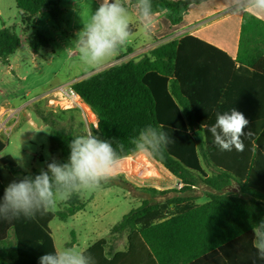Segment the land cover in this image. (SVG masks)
<instances>
[{
  "label": "trees",
  "instance_id": "trees-1",
  "mask_svg": "<svg viewBox=\"0 0 264 264\" xmlns=\"http://www.w3.org/2000/svg\"><path fill=\"white\" fill-rule=\"evenodd\" d=\"M15 1L21 22L31 30L30 47L37 52L49 44V39L38 29L36 16L47 10L52 20L60 23L64 14L61 0ZM214 4L211 0H152L154 13L164 12L165 19L155 22L151 31L156 39L162 38L218 10ZM255 15L264 19V13L251 7L242 18L240 48H252L246 61L232 57L242 17L237 13L196 34L164 42L137 60L72 84L97 116L94 134L112 140L114 147L123 143V158L136 153L131 140L141 128L163 125V131L175 142L167 146L162 156L152 158L183 183L180 190L151 188L152 195L168 192L176 195L164 201L144 200L123 215L111 228L110 237L101 238L86 249L95 264H253L247 262L246 256L252 251L253 259L256 257L253 226L264 220V203L259 197L247 200L225 192L233 176L244 180L248 174L244 173L245 169L239 173L241 169L224 166L229 154L213 143L205 126L215 123L217 113L237 106L245 110L243 104L247 100L240 94L236 101L239 97L235 86V81L245 79V64L253 68L254 79L264 83V52L257 39L245 37V33L255 32L264 24ZM20 45L21 38L14 30L0 28L3 64L8 63ZM38 113L45 124L51 126V149L60 150L67 160L68 144L78 135L57 127L56 120L49 114ZM252 140L264 155V127L253 134ZM5 146L0 138V153ZM200 156L212 162L218 173L208 175ZM38 173L36 170L21 172L13 156H0V198L11 181ZM247 181L242 185V192L249 191L251 182ZM202 184L213 192L206 203L196 204L189 192ZM84 207L75 193L67 200L66 208L57 213H38L32 219L0 217V264H39L42 255L56 248L49 227L52 219L57 216L67 220ZM122 235L127 236V248L114 251ZM246 240L250 248L245 246ZM255 264H264V261L256 260Z\"/></svg>",
  "mask_w": 264,
  "mask_h": 264
},
{
  "label": "rangeland",
  "instance_id": "rangeland-1",
  "mask_svg": "<svg viewBox=\"0 0 264 264\" xmlns=\"http://www.w3.org/2000/svg\"><path fill=\"white\" fill-rule=\"evenodd\" d=\"M99 5L97 0H61L60 7L64 14L60 23L52 20L47 10H42L36 16L38 29L47 36L49 44L37 52L30 47L31 30H27L21 22L16 1L7 0V5L2 9L0 28L4 23L21 38L20 47L10 57L11 67L0 63V106H11L16 110V116L10 121H4V124L8 122L5 128L0 129V137L6 143L2 155L13 156L24 172H40L42 168L46 169V162H51L53 158L60 162L66 161L60 150L51 149V126L45 124L38 111L49 114L56 120L57 127L71 130L75 135L94 134L97 128V116L92 110L90 112L86 108L88 113H84L78 109L64 108L61 88L129 60H137L150 51L149 48L182 34L176 32L161 40L144 39L147 33L136 22L135 10L129 7L131 31H136L132 33L128 44L103 65L89 66L80 58L76 39ZM189 31V28H184V33ZM146 42H153L152 46L140 48ZM144 50L147 51L143 53ZM4 71L7 73L4 74ZM124 158L123 163L131 162L132 165L129 169H119L113 181L102 184L99 188L77 193L85 204L84 209L67 220L56 216L51 221L50 227L58 248L76 246L85 249L91 242L108 236L111 228L123 215L140 206L144 200L164 201L174 195L175 192L152 195L150 189L156 187L155 179H162L159 184L161 189H179V180L164 178V175L153 168L151 157L135 153ZM140 159L144 161L140 162ZM121 167L125 166L122 164ZM203 189L200 186L194 193L202 195ZM205 199L207 197L204 196L200 201ZM66 202H58L53 211L57 213L65 209Z\"/></svg>",
  "mask_w": 264,
  "mask_h": 264
},
{
  "label": "clouds",
  "instance_id": "clouds-1",
  "mask_svg": "<svg viewBox=\"0 0 264 264\" xmlns=\"http://www.w3.org/2000/svg\"><path fill=\"white\" fill-rule=\"evenodd\" d=\"M247 7L264 13V0H249ZM131 8L135 10L136 22L145 33L150 32L157 16L152 0H134ZM131 25V12L125 0H101L78 33L76 47L81 60L92 67L109 61L128 44L132 36ZM248 124L244 114L232 108L217 113L215 123L205 127L221 151H243L242 138L252 135V131H245ZM174 142L163 131V125H146L132 138L131 146L138 154L154 157L162 156L167 146ZM68 147L70 151L65 162L53 158L38 174L24 175L4 188L0 198V217L32 219L38 213L52 211L58 202L67 201L75 193L99 188L114 178L123 164L121 153L125 151V145L120 143L114 147L112 140L96 134L78 135ZM253 234L255 264L256 260L264 261V220L253 226ZM39 264H95V260L84 249L65 246L42 255Z\"/></svg>",
  "mask_w": 264,
  "mask_h": 264
},
{
  "label": "crops",
  "instance_id": "crops-1",
  "mask_svg": "<svg viewBox=\"0 0 264 264\" xmlns=\"http://www.w3.org/2000/svg\"><path fill=\"white\" fill-rule=\"evenodd\" d=\"M211 1L215 2L214 6H216V8L218 10H216L214 12H209L206 15H203L202 18H198L196 21L192 22L191 24L186 25V26H182L180 29H178L175 32H172L170 34H167V35L163 36L162 38L156 39L153 35V32L150 31L146 34V37H144V39L161 40V39L165 38L166 36L173 35L176 32H182V34L176 38H181L185 35L196 34V33H198V31H200V30H202V29H204L210 25H213L219 21H222L231 15L241 13L242 17H241V22H240V29H239V33H238V36L236 39L235 47L233 48L232 57H233V59H237L238 57H240L243 61H246L247 58L249 57L250 52L252 51V48L245 47V48L241 49L240 48V39L242 36L241 24H242L243 14L245 12H247L248 9L250 8V7L246 8V5L249 3V0H231L230 2H226L225 0H211ZM125 3L131 8V5L134 3V0H125ZM6 5H7V0H0V15L2 14L3 7H5ZM245 8H246V10H245ZM256 18L259 19L260 21H262V23H264V19L260 18L259 16H256ZM164 19H165V13L164 12H158L155 22L164 21ZM2 27H6L4 23H3ZM184 28H189L190 31L184 33ZM258 28L260 29V31L258 30ZM258 28L255 30V32L249 31V32L245 33V37L257 39L258 40V46L260 48H262V50L264 52V24L260 25V27H258ZM135 31H136V29H134L132 31V33H134ZM243 37H244V35H243ZM137 42L139 43V40ZM141 42H143V41H141ZM152 43L153 42H146L145 44L140 45V48L146 49L147 47L152 46ZM149 49H152V48H149ZM149 49H147V50H149ZM147 50H144L143 53L146 52ZM0 63H1V65L11 67L10 58L8 59L7 64H3L1 61H0ZM245 66L247 67L246 73L244 75L245 79L243 80V82L242 81L241 82L235 81V86L237 87L236 96L239 97L240 94L241 95L243 94L244 99L247 100L245 102V104H243V105H246V106H245V110L238 108L239 106H237L235 109L242 112L244 114V116L248 119L249 124H248V127L245 129V131H249V130L252 131V135L250 137H244L243 138L244 145H245L243 151H237L235 149H233L232 151H227L229 154V158H228L229 160H228V163H226L224 166L235 167V168L241 169L239 171V173H243L242 169H245L244 173H246L248 175L246 176V178L244 180H241L237 176H233V178L230 179V183L226 187L225 192H227L228 194H231V195L242 196L247 200H252L254 198L259 197V198H261V201L264 203V155H262L257 150V146L255 145L254 141L252 140L253 134L260 127H264V124H263L264 123V83H262L258 79H254V77L252 75L253 74V68L252 67H250L246 64H245ZM236 67H239L238 63H236ZM5 73H7V72L4 71V74ZM76 81H78V80H76ZM238 99H240V97L236 98V101H238ZM247 102H248V104H247ZM236 104L239 105V102H236ZM15 111L16 110L11 106L10 107L0 106V129L5 128L6 123L8 121H10V119H12L16 116V115H14ZM6 120H8V121L4 124V121H6ZM2 124H4L3 127H1ZM5 148H6V146H5ZM5 148H4V150H5ZM4 150L0 153V156H4V155H2ZM152 160L156 164L155 165L153 162H150L152 164L153 168H155L158 173L164 175V178L171 177V178H174L175 180H179L169 170H167L162 164H160L159 162H157L153 158H152ZM15 161H16V159H15ZM200 161H201L202 167L206 170L208 175L218 173L216 170L217 167L212 162L206 161L204 158H202V156H200ZM17 164H18V162H17ZM18 166H19V164H18ZM157 166L159 168H157ZM19 168H20V166H19ZM21 172H24V171L21 170ZM159 178H161V175H159ZM247 179L249 180V182H251V186L249 188V191L247 190L246 192H242V185L248 182ZM154 181L156 182V184H155L156 187H152L153 189H157L159 191L166 190V189H161V185H159L160 183H162V179H155ZM200 186H202L204 188L203 189L204 191H202L204 194L203 193H202V195L195 194L194 193L195 190L200 188ZM212 192L213 191L211 189H209L208 187H206L202 184V185H199L197 187H194V190L190 191L189 194L195 198L196 204H204L209 200V195ZM174 195H176V193H174ZM174 195H170V197L174 196ZM184 195H187V194L184 193ZM204 196L207 197V200L205 199L204 201L201 202L200 200ZM53 212L55 213V211H53ZM50 223H49V227H50ZM110 235H111V230H110L108 236L102 237V238H108V237H110ZM52 236H53V240L55 243V247L58 248L56 241H55V238H54V235H53V232H52ZM99 239H101V238H99ZM99 239H97V240H99ZM97 240L88 244L84 250H86L91 244H93ZM245 246H248L250 248V244L248 243V240L245 241ZM126 248H127V236L122 235L119 238V240H117L114 251H123ZM253 256H255L254 253H252V251H250L249 254L246 256L247 262L252 263L254 260ZM212 262H214V261H212ZM191 264H203V263H191ZM211 264H215V263H211Z\"/></svg>",
  "mask_w": 264,
  "mask_h": 264
},
{
  "label": "built area",
  "instance_id": "built-area-1",
  "mask_svg": "<svg viewBox=\"0 0 264 264\" xmlns=\"http://www.w3.org/2000/svg\"><path fill=\"white\" fill-rule=\"evenodd\" d=\"M61 92L63 98L62 105L65 106L64 108L78 109L83 111L84 113L85 112L88 113V110L91 112V108L87 105V103L83 100V98L73 89L72 85H69L68 87L65 88H61ZM86 108L88 110H86ZM120 169L122 170V168ZM177 187L179 189L183 187V183L180 180L177 182Z\"/></svg>",
  "mask_w": 264,
  "mask_h": 264
},
{
  "label": "bare ground",
  "instance_id": "bare-ground-1",
  "mask_svg": "<svg viewBox=\"0 0 264 264\" xmlns=\"http://www.w3.org/2000/svg\"><path fill=\"white\" fill-rule=\"evenodd\" d=\"M85 108V107H84ZM87 110V109H86ZM125 160V158H123V161ZM140 162H143L144 161V159H140L139 160ZM123 165L125 166V167H121L122 169H129L130 167H131V165H132V163L131 162H129V163H127V162H124L123 163Z\"/></svg>",
  "mask_w": 264,
  "mask_h": 264
},
{
  "label": "water",
  "instance_id": "water-1",
  "mask_svg": "<svg viewBox=\"0 0 264 264\" xmlns=\"http://www.w3.org/2000/svg\"><path fill=\"white\" fill-rule=\"evenodd\" d=\"M82 79V78H81ZM80 80V79H79Z\"/></svg>",
  "mask_w": 264,
  "mask_h": 264
}]
</instances>
